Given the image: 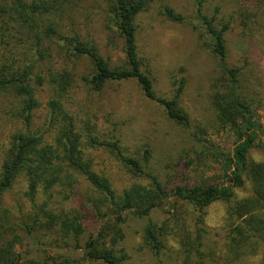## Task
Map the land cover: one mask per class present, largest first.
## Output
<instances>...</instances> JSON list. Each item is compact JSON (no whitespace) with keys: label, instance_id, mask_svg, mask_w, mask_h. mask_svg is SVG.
<instances>
[{"label":"trees","instance_id":"16d2710c","mask_svg":"<svg viewBox=\"0 0 264 264\" xmlns=\"http://www.w3.org/2000/svg\"><path fill=\"white\" fill-rule=\"evenodd\" d=\"M80 1L0 0V121L19 127L6 140L0 162V264H124L128 258L120 248L124 217L149 220L156 210L167 217L160 224L148 221L143 230L144 246L158 256L166 248L168 232L183 231L181 238L194 258L192 264H207L204 211L218 202L227 205L226 258L238 261L258 248L264 249V161L249 159L254 149L264 151V129L256 115V95L246 93L244 70L230 65L227 49V34L235 27L237 14L249 19L247 10L239 6L218 18L216 7L207 16L201 0H193L220 72L210 96L215 120L234 134L236 142L229 154L213 151L221 165L220 182L167 188L150 167L149 148H141L138 159L127 153L115 123L106 120L109 126L101 128L104 126L97 120L87 119L79 125L67 99L77 81L92 94L102 93L108 85L131 82L144 99L163 110L168 121L188 125V114L178 102L184 82L173 97H158L154 79L138 53L136 20L147 10L149 0H101L123 42L125 59L118 67H111L90 40L78 34H61L64 16ZM164 13L169 20L181 22L171 10ZM241 18V25L246 26ZM58 60L62 67L55 66ZM82 61L88 63V72L77 76L74 62ZM68 62L73 69H68ZM43 92L48 99L45 121L34 128ZM90 150L103 151L134 178L148 183L115 192L105 176L93 171ZM247 183L249 197L237 200L234 191ZM21 184L28 206L12 213L2 200ZM82 184L90 191V195H83L88 211L78 203L76 207L70 204ZM163 205L168 210L164 211ZM182 206L192 211L190 234L179 214ZM86 216L91 221L88 234ZM17 246L24 251L16 252Z\"/></svg>","mask_w":264,"mask_h":264},{"label":"rangeland","instance_id":"374dc122","mask_svg":"<svg viewBox=\"0 0 264 264\" xmlns=\"http://www.w3.org/2000/svg\"><path fill=\"white\" fill-rule=\"evenodd\" d=\"M148 2L147 10L136 20L138 53L154 79V90L158 97H173L181 81L184 82L178 102L188 114V125L178 126L168 121L163 110L144 99L140 90L131 82L108 85L102 93L92 94L81 81H77L67 93L68 107L79 125L81 120L87 119L97 120L98 124L104 126L101 128L109 126L106 120L115 123L119 127L122 144L131 156L140 159L143 152L141 148H149L152 153L150 167L167 188L218 183L222 178L221 165L213 151L231 153L236 137L215 120L210 96L220 72L216 58L208 49L209 40L198 19L196 5L193 0ZM201 3L202 12L207 16L212 15L215 8L219 7L218 18L225 17L239 6L247 10L248 17L251 16L245 19L247 16L243 13L237 14L235 27L227 34V49L230 65L244 70L246 93L250 96L256 95V115L264 129V3L258 0H201ZM258 7L260 12H257ZM165 9L179 15L181 22L169 20L164 13ZM241 17H244L246 26L241 25ZM62 25L64 29L60 28L61 34H78L81 39L90 40L111 67L124 64L123 42L110 23L103 1L81 0L72 13L64 16ZM61 62L56 61L55 66L62 67ZM74 64L77 76L88 72L87 62ZM67 67L73 69L72 63L68 62ZM40 99L42 107L34 115V128L43 125L45 121V102L48 100L46 92L41 93ZM18 128L14 123L0 121V162L6 140ZM89 153L93 171L105 176L115 192L128 189L133 184L148 183L144 179L134 178L103 151L90 150ZM249 159L263 162L264 151L254 149ZM22 185H16L12 192L3 197V206L12 213L19 212V207L26 210L28 206L22 198ZM234 192L237 200L249 197V183ZM83 195H90L84 184L77 187L74 200L70 204L76 207L78 203L81 206L79 208L83 207L88 211ZM169 200L172 202L173 198ZM163 210H168V206L163 205ZM226 213L227 205L221 202L212 204L204 211L202 228L208 234L204 249L205 262L260 264L264 258L262 248L238 261L226 258ZM179 214L182 215L186 232L190 234V207L182 206ZM166 217L156 210L149 220L160 224ZM87 218L86 216L84 221V226L88 229L86 234L90 231L91 223ZM124 220V239L120 245L128 257L124 264H192L194 258L188 252L189 247L183 244V236L181 238L183 231L179 234L168 232L166 248L156 256L144 246L142 240L143 230L149 220L137 219L131 215L124 217ZM23 251L24 249L16 247V252Z\"/></svg>","mask_w":264,"mask_h":264}]
</instances>
